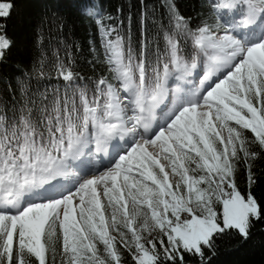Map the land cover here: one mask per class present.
Here are the masks:
<instances>
[{
  "label": "snow or ice",
  "instance_id": "6c2138e0",
  "mask_svg": "<svg viewBox=\"0 0 264 264\" xmlns=\"http://www.w3.org/2000/svg\"><path fill=\"white\" fill-rule=\"evenodd\" d=\"M159 9L90 0L78 37L46 0L25 57L0 0V264H221L264 237V0Z\"/></svg>",
  "mask_w": 264,
  "mask_h": 264
},
{
  "label": "trees",
  "instance_id": "16d2710c",
  "mask_svg": "<svg viewBox=\"0 0 264 264\" xmlns=\"http://www.w3.org/2000/svg\"><path fill=\"white\" fill-rule=\"evenodd\" d=\"M46 0H20V15L15 20L13 30L16 33L20 44L22 54L26 57L31 45V26L28 23L30 18L36 17L41 12V9ZM63 6L66 14L69 15L70 20L76 21V33L78 37H83L84 26L78 19L79 9L88 4L90 0H57ZM131 2L132 4H139V0H104L105 7L114 11L116 6ZM149 3L155 4L159 9L161 0H148ZM179 6L185 11L190 10V6L195 0H177ZM4 76L0 77V96L9 97V85L7 77L12 74V69L4 70ZM15 81L12 82L11 88L15 89ZM256 243L248 247L242 248L238 251L224 253L220 256L221 264H264V237H256Z\"/></svg>",
  "mask_w": 264,
  "mask_h": 264
}]
</instances>
